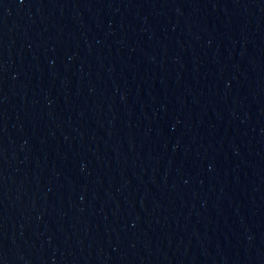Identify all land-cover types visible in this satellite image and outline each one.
<instances>
[{
    "label": "water",
    "instance_id": "obj_1",
    "mask_svg": "<svg viewBox=\"0 0 264 264\" xmlns=\"http://www.w3.org/2000/svg\"><path fill=\"white\" fill-rule=\"evenodd\" d=\"M0 264H264V0H0Z\"/></svg>",
    "mask_w": 264,
    "mask_h": 264
}]
</instances>
